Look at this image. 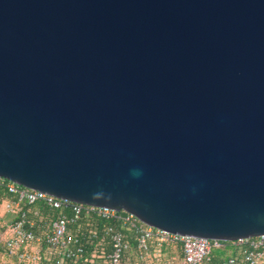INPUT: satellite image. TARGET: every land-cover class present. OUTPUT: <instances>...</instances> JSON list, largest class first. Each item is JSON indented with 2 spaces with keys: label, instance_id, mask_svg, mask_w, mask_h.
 I'll return each instance as SVG.
<instances>
[{
  "label": "water",
  "instance_id": "obj_1",
  "mask_svg": "<svg viewBox=\"0 0 264 264\" xmlns=\"http://www.w3.org/2000/svg\"><path fill=\"white\" fill-rule=\"evenodd\" d=\"M0 177L264 234V0H0Z\"/></svg>",
  "mask_w": 264,
  "mask_h": 264
},
{
  "label": "built area",
  "instance_id": "obj_2",
  "mask_svg": "<svg viewBox=\"0 0 264 264\" xmlns=\"http://www.w3.org/2000/svg\"><path fill=\"white\" fill-rule=\"evenodd\" d=\"M42 202L59 212L68 210L70 219L61 216L54 219L47 228L27 217L23 207ZM83 212H90L105 219H119L122 224L134 228L137 233L138 247L147 250L148 240L154 238L158 245L166 242H180L182 264H199L208 259L212 246L219 245L218 240L204 237L180 235L158 229L141 222L136 216L123 210L105 206H94L57 198L46 192L24 187L4 177H0V227L4 228L2 252L13 264H38L43 257L54 258L56 264H63L65 258H77L82 247L74 246L77 239H66V222L76 220ZM122 233L114 231L111 235L112 252L108 255L111 264H120V258L126 244ZM70 241L74 244L71 245ZM239 249L244 264H264V234L237 238L231 241ZM44 246V247H43ZM235 259H228L225 264H234ZM0 264H4L0 262Z\"/></svg>",
  "mask_w": 264,
  "mask_h": 264
},
{
  "label": "trees",
  "instance_id": "obj_3",
  "mask_svg": "<svg viewBox=\"0 0 264 264\" xmlns=\"http://www.w3.org/2000/svg\"><path fill=\"white\" fill-rule=\"evenodd\" d=\"M23 209L27 217L40 224V228L34 231L47 228L54 219L61 216L68 219L71 217L68 210L59 212L42 202L25 205ZM3 231L4 228L0 227V232L3 233ZM114 231L122 233V239L126 244L120 264H173L174 262L182 264L183 255L180 242H166L158 245L157 241L152 238L148 240L147 250L144 251L138 247L137 233L134 228L122 224L119 219H105L90 212H83L78 219L66 222L65 238L70 240L76 238L77 244L74 245L71 241L70 244L82 247V251L77 258H65L63 264H111L108 255L113 249L111 235ZM0 251L3 253L2 246ZM232 257L235 259L234 264H244L239 249L231 241H219V245L212 246L208 259L199 264H225ZM0 262L9 264L1 259ZM38 264L56 263L52 257H43Z\"/></svg>",
  "mask_w": 264,
  "mask_h": 264
},
{
  "label": "rangeland",
  "instance_id": "obj_4",
  "mask_svg": "<svg viewBox=\"0 0 264 264\" xmlns=\"http://www.w3.org/2000/svg\"><path fill=\"white\" fill-rule=\"evenodd\" d=\"M3 239H4V234H3L2 232H0V247L2 246L1 244H2V242H3ZM0 253H1V251H0ZM0 259H1V261L3 260L4 262L6 261V262H8L9 264H13V263H11L10 260L5 259V255H4V253H1V254H0ZM173 264H176V263L174 262Z\"/></svg>",
  "mask_w": 264,
  "mask_h": 264
}]
</instances>
